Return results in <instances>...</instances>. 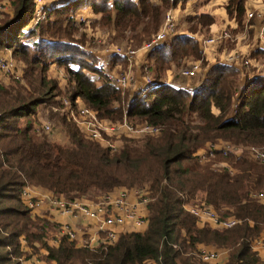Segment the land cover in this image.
Returning a JSON list of instances; mask_svg holds the SVG:
<instances>
[{
	"label": "trees",
	"instance_id": "1",
	"mask_svg": "<svg viewBox=\"0 0 264 264\" xmlns=\"http://www.w3.org/2000/svg\"><path fill=\"white\" fill-rule=\"evenodd\" d=\"M8 1L12 11L0 18V50L23 61L27 84L0 83V264H22L33 253L56 264H209L197 255L200 245L227 249L224 264H263L251 240L264 232V205L253 197L264 190V162L216 151L212 163H229L236 170L230 174L223 166L199 163L194 153L215 139L264 144V76L258 71L239 76L235 67L217 61L195 87L167 82L171 61L203 58L198 39L189 33L192 28L178 34L176 25L175 34L148 54L150 82L121 91L111 83L108 69L94 67L103 66L95 55L74 44L72 31L80 30L82 22L88 26L76 12L90 7L99 15L90 25L112 31L110 39L123 50L120 43L139 47L151 39L170 6L185 0H52L45 17L26 30L35 1ZM226 8L241 26L244 0H229ZM185 21L208 26L214 19L201 13ZM31 37L36 38L33 48ZM111 58L124 60L114 53ZM52 62L65 72L64 92L72 104L79 100L113 122L157 125L160 133L124 137L113 150L60 116L66 143L40 136L34 127L36 107L63 93L57 77L47 75ZM96 69L97 80L89 75ZM144 184L150 189L146 229L125 231L113 244L93 248L57 236L58 224L33 214L20 196L27 185L57 196L95 199L114 188ZM200 202L240 222L230 228L200 225L185 209Z\"/></svg>",
	"mask_w": 264,
	"mask_h": 264
},
{
	"label": "built area",
	"instance_id": "2",
	"mask_svg": "<svg viewBox=\"0 0 264 264\" xmlns=\"http://www.w3.org/2000/svg\"><path fill=\"white\" fill-rule=\"evenodd\" d=\"M34 1V17L28 24V29H32L34 25L45 17L46 3H44L43 0ZM11 11L12 6L10 2L3 0L0 3V13H9ZM245 17L248 20L251 19L253 21H259V24L255 27L250 24L251 28L256 29L254 44L257 48L258 41L259 43H264V15L253 10L245 12ZM176 25L177 18L172 9H168L157 32L152 35L151 39L144 41L139 47H136V49L127 48L121 50L114 46L108 50V56L110 53H114L122 56L127 62L126 70L121 69L122 66L119 62H117L114 66V71H110L108 73V77L114 87L120 89L121 91L132 87V85L137 81V75H135L136 70H138L144 78L143 85L150 82L151 76L148 72L147 65L148 54L175 34ZM234 38L235 37L225 26L208 37H198L197 39L199 41L200 49L204 54L206 50L217 47L226 40L233 41ZM98 39L99 38H97V41ZM30 46L33 48V43H31ZM221 61L224 64L235 67L239 72L245 70L244 73L248 70V68L255 66L261 70L258 72L264 76V58L263 60H260L255 58V56H249L248 54H242L238 51H232L224 55L223 60ZM59 70L61 72L57 75V77L59 79H64L66 77L64 71L62 69ZM120 70L121 72L119 73ZM200 71H202L201 60L194 59L175 74L180 75L186 80H190ZM0 73L13 80H22L21 65L12 58L11 53H0ZM172 84L177 87L187 88L179 83ZM77 101V104L74 105L70 101L69 97H61V105L63 104V108L67 112L68 117L76 123V125L85 130V136L87 138L96 140L100 143L105 142V138L111 139V136L119 137L122 133H132L133 136L139 137L141 135H157L161 131V127L157 125L143 123L134 126L135 124L130 123V121L126 119L120 122H113L108 119L100 118L95 110L81 103L79 100ZM51 108L56 110L54 107ZM34 127L36 133L39 135L43 132L47 133L52 129L51 124H49L48 121H43L39 124L35 123ZM105 146L113 150L116 149V147L109 142ZM206 146L207 149H205ZM216 151L222 152L223 154L234 153L236 156L239 155L238 145L226 140H220L215 143L208 142L204 147L199 148L194 155L199 163H205L209 161L211 157L214 158ZM248 154L256 160H264V150L262 149L251 147L249 148ZM218 163H221L222 166L226 167L229 173H234V171L227 166V163ZM118 188L119 189L115 193L110 190L100 195L99 199L92 203L85 202L84 198L86 197H65L41 192L40 187L32 185L23 187L20 196L22 202L33 214L44 216L46 212V208H44V206H49L48 208L55 209L58 212L71 216L75 219H90L95 221L94 227L96 230L94 233H88L84 228L83 235L79 239L77 231L73 229L71 225L64 224L61 225V227L58 225L56 227L57 236L66 235L70 240L75 241L78 246L93 248L99 245L113 244L118 239L119 234L125 232L124 226L130 221L133 223L131 224V228L138 229L134 231L143 232L147 227V202L149 200L148 195L150 192L149 186L144 184L142 188ZM131 191L134 195L133 202L128 201L129 195L132 193ZM253 197L259 203L264 205V191L254 193ZM185 209L197 219V222L200 225L207 223L210 224V226L217 228H230L240 222V220L234 216H219L210 205L204 202H200L198 204H187L185 205ZM54 242H56V240ZM252 247H254L255 249H253L259 254V249L264 248V233L253 241ZM197 255H199V258L203 262H207L209 264H224L226 261L225 251L223 248L200 245ZM136 264L157 263L154 260H144Z\"/></svg>",
	"mask_w": 264,
	"mask_h": 264
},
{
	"label": "crops",
	"instance_id": "3",
	"mask_svg": "<svg viewBox=\"0 0 264 264\" xmlns=\"http://www.w3.org/2000/svg\"><path fill=\"white\" fill-rule=\"evenodd\" d=\"M43 1H44V3H46L48 0H43ZM51 1L52 0H49L48 2H51ZM55 1H57V0H55ZM228 2H229V0H185L184 2L181 1V2L177 3V5H175V6H170L169 9H172L174 15L177 18L178 34L188 33L187 28H185V29L182 28V26H183L182 24L186 22L185 19L182 20V17L186 18V16L188 14L189 15H196V14L204 13V14H208V15L212 16L214 21L210 25L204 26L203 30H201L199 28L195 32H191L192 33L191 35H194L195 37H197V36L198 37H204V36L208 37L211 34L217 32L219 29L226 26L227 29L235 37L233 41L226 40L224 43H222L221 44L222 48L221 47L218 48L220 46V44H219L217 47L210 48V49L206 50V52L204 54L202 53L203 59H208V61L210 62L208 64L209 66L211 64L217 62V61L223 60V56L226 55L228 52H232V51H238L242 54H248L249 56H255V57H256L257 53H258V55L260 53V56L257 57V59L263 60V58H264L263 57L264 56V43L263 42L259 43V41H258V43H257L258 49L256 48V45L254 44L255 37H256L255 36L256 29L250 27V24L254 25V27L257 26L259 24V21H253L251 19L248 20L245 17V12H250V11L255 10L256 12L262 13L264 15V0H244L245 11L242 14L241 26H238V23H235L234 17L229 16V14L227 12V8H226ZM98 16H99L98 14L93 13V11L90 7L80 8L76 12V15H75V17L79 21H82L85 19L87 25H90L91 23L96 21ZM97 38H99V37H94V39H97ZM100 40H102V39L101 38L98 39V41H100ZM188 61L189 60H185L184 57H181L177 60L171 61L169 63L168 69L165 72V76H164L165 80L167 82H170V77H173V75L175 77H181L180 75H177L175 73H177L180 69H182L184 66H186L190 62V61L189 62ZM53 64H51V65H53ZM51 65H50V70H51L52 74H56V76L61 72L59 69L63 70V68L59 67L56 63H55V65L57 66L56 68H54L53 66L51 67ZM208 67L202 73L200 71L193 78H195L197 76L198 77L203 76L206 73ZM111 68L112 67L110 66L109 69H111ZM107 69H108V66H107ZM108 70H105V72H109ZM244 71L239 72V76H243ZM249 71L250 72H253V71L257 72V71H259V69L254 66V67H250ZM89 75L93 76L94 74L92 72H89ZM135 75H137V77H136L137 81L135 84L132 85V87H129L127 89L129 91L137 90V89L144 86L143 85L144 84V78L139 73L138 70L135 71ZM97 77H99L98 74H97ZM181 78L183 79V77H181ZM202 78L199 79V82L202 80ZM57 79L59 81V85L61 86V88L65 87L67 85L66 77L64 79H59L57 77ZM199 82H196L193 85L182 84V86L187 87V88H191V87L197 86L199 84ZM118 189L119 188H114L111 191L115 193ZM40 191L46 192V193H51L50 191H48L44 188H41V187H40ZM51 194H53V193H51ZM133 196H134L133 192L130 193L129 198H128L129 202L134 201ZM98 199H99V197H97L95 199L84 198V201L87 203H92ZM48 207L49 206H44V208H46V212H45L44 216L47 217L48 219H50L51 221L55 222L56 224H58L59 227H61V225H64V224L71 225L73 227V229H75L77 231L78 239L81 238V236L83 235L84 228L86 229V232L91 233V234H93L94 231L96 230V228L94 227L95 221H93V220L75 219L71 216H68L66 214H62V213L58 212L57 210L52 209V208H48ZM131 224H133L131 221L128 222L127 224H125L124 230L125 231L138 230L137 228L132 229ZM50 243L56 244L57 242L50 241ZM259 254H260V251H259ZM37 257L38 256L31 255L28 259L22 260V264H56L54 261L47 262L45 260H40Z\"/></svg>",
	"mask_w": 264,
	"mask_h": 264
},
{
	"label": "rangeland",
	"instance_id": "4",
	"mask_svg": "<svg viewBox=\"0 0 264 264\" xmlns=\"http://www.w3.org/2000/svg\"><path fill=\"white\" fill-rule=\"evenodd\" d=\"M2 1L3 0H0V3ZM48 1L46 2V7L49 6V4H50V2H48ZM4 15H11V12H9V13H6V12L5 13H0V18H2ZM190 16H194V15H190ZM183 19H185V17H182V20ZM77 23H79V22L77 21ZM182 25H183L182 26L183 29L187 28V30H188L189 28H192L191 29L192 32H195L199 28L201 30H203V27H204V26L197 25L194 21H191L189 23L185 22ZM82 26L83 27H81L80 30H79V28H76V30L72 31L73 41H74V44L78 45V47L83 49L84 51H87V52L91 51V53H93V55H95V57L97 58V61H100V63L103 64V66L100 65V64H96L97 66H94V67L97 68L100 71V70H104V68L107 69V66H108V69H109L110 66H111L112 68L109 69V71L113 72L114 71L115 62H119L120 65L122 66L121 69L126 70V67H127L126 60L120 61V60L112 59V58L109 59V60L107 59V57H108V52L107 51L110 50L112 47L116 46V45H114V44H116L115 40L110 39L109 33H112V31L107 30V29L102 28V27H99L96 24L95 25L94 24L93 25H88V26L85 25V27H84V22H82ZM26 29H28V28L25 27L24 30H26ZM84 29H85V31H84ZM80 31H82V33H83L82 35H80ZM93 35H95V37H99V39L101 38L102 40L97 41V39H94L92 37ZM197 38H198V36H197ZM35 39H36L35 37H31L30 39H28V41L33 42V44H34L35 43ZM119 46H121L123 50L126 49V48L136 49V47H132V46L126 47L123 43H120ZM220 47L222 48L221 44H220V46L218 48H220ZM4 52L11 53V51L8 50V49H1L0 50V53H4ZM11 55H12V53H11ZM12 58L18 64L21 65L22 80L21 81L13 80L10 77L0 73V83L8 85L9 83L16 82V83H20V84L26 85L27 83H26V80H24V76H23L24 71H25L24 70L25 69L24 68L25 64L23 63V61L19 60L17 56L15 58V56L12 55ZM184 59L185 60H189V61L193 60L190 57H184ZM199 59L201 60V63H202V71H201V73H202L209 66L208 64L210 62L208 61V59L201 58V56H200ZM97 61L95 63H98ZM52 64L53 65H51V67L52 66L54 68L57 67L55 65V62H52ZM102 67H104V68H102ZM97 69L95 71H92V73L94 74L92 77L94 79H96V80L99 78V77H97V74H98ZM249 70H250V68H248V70H246L245 73L250 72ZM259 71H261V70L259 69ZM120 72H121V70L119 71V73ZM133 73H134V71H133ZM47 75H48V77H52V78L53 77H57L56 74H52V72L50 70V66H49V70L47 72ZM202 77L203 76H200V77L197 76V77L192 78L190 80H186L184 78L182 79L181 77H175L173 75V77H170V82L179 83V84H190V85H193L196 82H199V79L202 78ZM65 89H66V86L61 88V91L63 93L59 94V96H57V98L51 100L50 102H46L45 104L38 105L36 107V111H35V115H34V120L36 121L37 124H39L40 122H43V121H48V123L51 124V127H52V129L49 132H47V133L43 132V133H41L40 136L44 135V136H46V137H48L50 139L56 140V141L61 142V143H63V142L66 143L67 134H66V131L64 130V127L57 120V117L64 116L65 118H67V120L72 122V120L68 117L67 112L63 108V104L61 105V97L62 96H67L65 94V92H64ZM51 107H54L56 110H53ZM130 123L135 124L134 126L141 124L140 121H135V122H130ZM76 126H78V125H76ZM78 128L80 129V132H82L85 135V130H83V128L80 127V126H78ZM124 137H134V136H133L132 133H122L119 137L111 136L110 137L111 139H106L105 138V142H101V143H102V145L105 146L109 142V143L113 144L116 147V149H117V147L119 145L123 144L122 139ZM220 140H222V139H215L211 143H215V142H218ZM234 144L238 145L239 155H243V156L249 157L251 159H254V158L249 156V154H248L249 148L255 147V148L264 150V144H262V145H245V144H242V143H234ZM260 146H262V147H260ZM116 149H114V150H116ZM205 149H207V146L205 147ZM254 160H256V159H254ZM212 161H213V157H211L210 160L205 162L204 164L212 163ZM257 161L264 162V160H257ZM225 163H227V162H225ZM201 164H203V163H201ZM227 164L226 165L229 168H231L234 171V173H235L236 170L234 169V167H232L229 163H227ZM221 166H222L221 163H212L211 169H214L215 167H221ZM234 173H230V174H234ZM260 191H264V190L262 189ZM263 233L264 232H262V234ZM256 238L251 240L252 241L251 244L253 243V241ZM214 248H218V247H214ZM223 249L225 251V259H227V249H225V248H223ZM261 249H264V248H261ZM261 249H259V251H260L259 255H261L260 256L261 259H262L261 261L264 264V250H261ZM40 253H44V250L42 249L40 251ZM32 255L38 256L37 258L40 259L39 254L33 253ZM198 257H199V255H198ZM28 258H26V259H28ZM40 260H42V259H40Z\"/></svg>",
	"mask_w": 264,
	"mask_h": 264
}]
</instances>
